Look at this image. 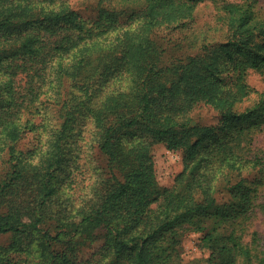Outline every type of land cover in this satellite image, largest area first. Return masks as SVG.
<instances>
[{"label":"trees","instance_id":"obj_1","mask_svg":"<svg viewBox=\"0 0 264 264\" xmlns=\"http://www.w3.org/2000/svg\"><path fill=\"white\" fill-rule=\"evenodd\" d=\"M99 1L89 21L67 0H0V264H182L188 231L202 233L210 264H264L238 234L264 181V89L250 83L264 77L257 0L226 2L219 37L170 57L160 30L186 28L206 0ZM119 1L143 6L121 23ZM200 106L219 123L201 124ZM85 119L106 164L77 199L70 143ZM158 143L183 152L168 187Z\"/></svg>","mask_w":264,"mask_h":264},{"label":"rangeland","instance_id":"obj_2","mask_svg":"<svg viewBox=\"0 0 264 264\" xmlns=\"http://www.w3.org/2000/svg\"><path fill=\"white\" fill-rule=\"evenodd\" d=\"M73 8L78 11L81 16L89 21H93L98 10L103 5H99V0H67ZM245 0H206L201 2L196 8L194 17L190 24L182 30L170 32L163 28L159 32V36H163L167 45L168 57L174 54L191 53L198 48L202 43L203 38L213 39L219 37L221 30L218 18L222 15L221 6L226 2H243ZM258 14L264 16V0H257ZM116 8L122 14L118 15L117 20L123 23L128 18L132 10L143 6L142 1L125 2L119 1ZM163 41V39H161ZM196 47V48H195ZM167 57V56H166ZM250 83L258 89H264V77L261 75L250 76ZM50 119L58 122L57 108L54 106L50 111ZM39 114L37 117L41 116ZM195 118L201 124H217L220 117L216 111L207 107L200 106L194 111ZM39 118L37 121L39 122ZM96 128L91 119H85L80 123L70 143L73 151V160H76V165L73 167V182L68 191L75 198L79 199L90 194L91 187L95 183L101 170L105 167V158L99 150ZM35 139V138H34ZM32 140H25V148L32 145ZM257 145L264 149V133L257 137ZM153 157L155 169L157 172L159 183L162 187L171 186L174 183L176 176L183 170V152L168 150L163 144L158 143L153 148ZM78 166V168H77ZM76 169V170H75ZM256 172H252L251 177L254 178ZM256 191L254 200V209L251 213L250 221L239 227L238 234L244 239L245 244L253 245L254 252L260 255L264 249V181H262ZM203 220L209 224L216 220L215 216H205ZM185 233V232H184ZM184 235V234H183ZM202 233L188 231L183 237V242L180 247L182 255V264H210L208 262L209 252L201 247ZM256 237V238H255ZM103 242L99 240L92 243L82 252L72 256L75 262L88 260L92 258L100 249ZM257 245V249H256Z\"/></svg>","mask_w":264,"mask_h":264}]
</instances>
